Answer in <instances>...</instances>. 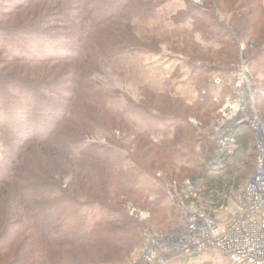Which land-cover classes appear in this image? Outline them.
Returning <instances> with one entry per match:
<instances>
[{"label":"trees","instance_id":"trees-1","mask_svg":"<svg viewBox=\"0 0 264 264\" xmlns=\"http://www.w3.org/2000/svg\"><path fill=\"white\" fill-rule=\"evenodd\" d=\"M32 1L11 12L0 11V65L10 66L4 73L0 66V134L6 141L0 161V264H112L121 261L144 244V229L149 228L147 222L129 213V204L149 208L155 220L164 221L168 216L161 201L166 188L174 181L182 185L186 177L204 182L198 198L193 201L215 216L216 210L227 203L237 180L233 179V167L224 165L219 172H212L204 164L218 146L213 137V122L217 118V106L222 103L209 95L183 108L178 102L180 99L173 100L170 94H163L167 95L163 99L164 106L157 111L177 133L173 139L157 143L149 134L131 132V137L143 140L147 150L143 149L139 158L130 152L131 167L127 170L123 169L125 159L113 149L75 152L80 138L71 134L69 128L75 126L76 115L81 111L74 101L79 90L87 85L90 92L93 90L91 74L87 71L95 49L101 44L108 54L116 48L109 38L112 33L105 27L117 17L125 18L129 11L149 18L155 13V2L46 0L44 9L33 14L36 4ZM186 1L188 11L182 13L177 22L192 15L196 28L226 41V48L232 51L230 59L236 63L250 55L253 57L250 59H263L264 0H203L202 4ZM225 11L232 14L229 20L220 19ZM53 22L60 24L58 32L39 27ZM104 33L107 36L102 40ZM26 34L32 37L30 42ZM42 37L50 52H44L39 45ZM125 39L132 40V37ZM23 41L27 42L25 48L34 53L25 52L20 45ZM242 42L246 43L245 49L240 48ZM47 84L50 87H46ZM90 99L102 107H99L100 112H109L126 124L121 118L123 114L113 112L106 103L99 102L100 99ZM191 117L200 125H194ZM255 134L248 123H240L234 130L237 147L253 150V157ZM183 145L192 153L200 145L201 157L184 155ZM147 152H158L160 156L147 160ZM60 155L64 160L58 161ZM185 156L188 160L182 164ZM50 157L56 158L58 163H50ZM85 171L90 175L95 173L94 183L104 187L101 192H93L95 187L84 181L80 183V175ZM160 171L164 172L163 177L158 175ZM70 174V184L65 186L63 181ZM76 186L84 188L88 195L72 192ZM152 196L155 198L151 199ZM93 202L100 204L101 211L95 221L96 229L88 232L89 214L80 209ZM94 248L99 257L90 258L87 253ZM202 255L211 261L215 259V251L184 258L193 260Z\"/></svg>","mask_w":264,"mask_h":264},{"label":"rangeland","instance_id":"rangeland-1","mask_svg":"<svg viewBox=\"0 0 264 264\" xmlns=\"http://www.w3.org/2000/svg\"><path fill=\"white\" fill-rule=\"evenodd\" d=\"M31 1H2L0 2V11L11 12L13 9L28 5ZM153 1L156 5L153 16L144 18L134 11H129L125 18L123 16L117 17L112 20L111 25L105 27L107 31L109 30L112 33L113 36H109V38L111 45L116 44V48H112L113 51H108V54L105 51L106 48L101 44L95 49L89 71H87L91 74L89 79L93 90L90 92L87 85V89L84 87V89L79 90L78 97L74 101L81 114H83H77L76 122H74L75 126L69 128L71 134L78 135L80 138L75 144V152L79 153L82 150L86 151L91 148L95 150L101 148L113 149L125 159L123 169L127 170L131 167V162L128 159L130 152L135 153L134 155L139 158L144 152L143 149L147 150L143 146V140L131 137V132L149 134L150 139L157 143L173 139L177 133L176 128L169 125L168 121H164L162 114L157 111L164 106L165 100L163 99L167 95L163 94H170L173 100L180 99L178 102L183 108L191 106L197 100L204 99L205 96L209 95L214 101H221L222 103L217 106V115L215 116L217 118L213 122V137L218 142V146L204 164H207L212 172H219L221 168L213 166L212 162L219 150L220 126L232 124L231 129L234 133L235 127L238 125L237 121L242 118H264V57L256 60L250 59L253 58L250 55L248 58H241L236 63L230 59L232 51L230 47L226 48V41L220 36L218 38L213 33L196 28L194 25L196 24L195 19L192 15L181 22H177L178 17L188 11L186 0ZM192 1L196 4H202L203 2V0ZM32 2L36 4L32 8L34 14L44 9L45 5L43 4L46 0ZM26 9H28V6ZM21 13L22 10H19V14ZM222 13L220 15L221 20H229L232 17L230 11ZM58 25H60L58 22H53L45 25V27L44 24H41L39 27L47 31L58 32ZM105 36H107L106 33L102 35V40ZM130 36L132 40L125 39ZM26 37L29 42L32 40L30 35L26 34ZM24 42H20V45L25 49V52L34 53V51L25 48L27 42ZM38 42L43 47L44 52H50V48L45 44L43 37L39 38ZM193 43L197 45H192ZM143 44L146 47H143ZM245 47H247L246 43H240L241 49H245ZM49 55L52 58L55 57L54 53ZM0 66L4 70L2 73L10 68L5 64ZM30 72L32 71L30 70ZM43 73L46 72L43 70ZM200 85H203V87H200ZM54 86L57 87L58 84H54ZM46 87H50V85L47 84ZM30 91L34 92L37 97L39 96L35 90ZM63 92L66 93L65 90ZM90 93H93V95L89 96ZM90 97L100 99L99 102L106 103L113 112L123 114V117H120L126 121V124L120 118L113 117L115 115L109 112H100L99 107H102L96 101L91 100ZM10 107L12 105L8 107V110ZM13 115L12 113V117H14ZM190 121L194 125H200L199 121L193 117L190 118ZM242 123L251 125L248 121ZM66 138L65 136L64 139ZM231 145L237 146L236 141H232ZM129 148H131V151ZM5 149L6 141L4 136L0 134V161L3 159ZM182 152L184 155L189 153L190 156H195L198 159V156L201 157L203 150L200 145H197L196 152L192 153L188 147L183 145ZM235 152L236 156L226 157L225 161L227 163L225 164L228 167L235 168L233 179L234 181L237 180V186L233 191L238 193L252 177L255 171L256 158L253 157L254 151L251 149L244 151L238 148V151ZM157 156H160L158 152H147L145 158L149 160ZM202 156L204 155L202 154ZM232 157L233 159H231ZM49 160L54 165L56 158L50 157ZM62 160H64V157L60 155L58 161ZM187 160L186 156L182 158V164H185ZM100 169L102 170L101 167H99ZM158 175L163 177L164 172L160 171ZM93 176H95V173L90 175L86 171L83 172L80 175V183L84 181L90 187H95L92 190L93 192H101L104 187L94 183ZM71 178V174L66 176L63 181L65 186L70 184ZM187 181L200 182L199 187H196L197 190L202 189L204 186L202 180L196 181L189 177L185 178L182 185L175 181L169 183L165 197L161 201L168 216L164 221L161 219L155 220L156 216L149 208L140 209L129 204V213L136 215L142 222H147L149 228L144 229L145 241L141 247L137 248L131 255H125L127 257L123 260L112 264H135L144 261L143 251L147 247L151 235L162 237L183 227L185 213L183 206H181V198L185 199L187 194V190L183 187ZM72 192L88 195L84 188L80 189L78 186ZM154 198L155 196L151 197V199ZM193 202L196 204L195 201ZM80 211L89 214L86 230L90 232L96 229L95 221L100 217V204L98 202L86 204ZM87 254L90 258L92 256L99 257L95 248ZM184 257L186 256L166 253L164 256L156 258V260L157 264H229L226 256H220L217 252H215L213 261L208 260L205 255L198 258L194 257L193 260ZM160 259H163V261L159 262Z\"/></svg>","mask_w":264,"mask_h":264},{"label":"built area","instance_id":"built-area-1","mask_svg":"<svg viewBox=\"0 0 264 264\" xmlns=\"http://www.w3.org/2000/svg\"><path fill=\"white\" fill-rule=\"evenodd\" d=\"M244 121L256 131V166L250 180L240 192L230 191L227 203L216 210L215 216L193 202L199 196L200 189L196 187L200 182H185L187 194L181 198L183 227L162 237L151 235L143 251L144 261L157 264L156 258L166 253L192 257L215 251L225 255L229 264H264V121L246 117L237 124ZM231 125L224 124L219 129V150L212 162L217 168L226 165V157L237 155L238 147L231 145L235 141Z\"/></svg>","mask_w":264,"mask_h":264}]
</instances>
